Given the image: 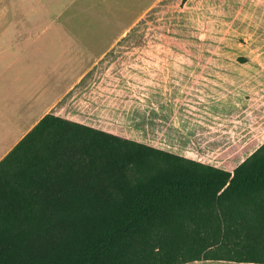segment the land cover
I'll return each mask as SVG.
<instances>
[{"label": "trees", "instance_id": "1", "mask_svg": "<svg viewBox=\"0 0 264 264\" xmlns=\"http://www.w3.org/2000/svg\"><path fill=\"white\" fill-rule=\"evenodd\" d=\"M264 264V143L232 172L45 115L0 161V264Z\"/></svg>", "mask_w": 264, "mask_h": 264}, {"label": "rangeland", "instance_id": "2", "mask_svg": "<svg viewBox=\"0 0 264 264\" xmlns=\"http://www.w3.org/2000/svg\"><path fill=\"white\" fill-rule=\"evenodd\" d=\"M121 5V63L85 77L73 121L233 170L264 143L222 136L242 114L264 118V0Z\"/></svg>", "mask_w": 264, "mask_h": 264}, {"label": "crops", "instance_id": "3", "mask_svg": "<svg viewBox=\"0 0 264 264\" xmlns=\"http://www.w3.org/2000/svg\"><path fill=\"white\" fill-rule=\"evenodd\" d=\"M121 6V0H0V161L45 115L73 121L69 106L85 77L121 63ZM242 115L223 137L264 136L263 117Z\"/></svg>", "mask_w": 264, "mask_h": 264}]
</instances>
